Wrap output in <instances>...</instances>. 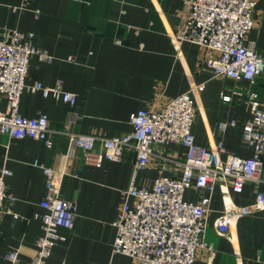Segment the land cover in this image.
<instances>
[{
	"label": "crops",
	"instance_id": "obj_1",
	"mask_svg": "<svg viewBox=\"0 0 264 264\" xmlns=\"http://www.w3.org/2000/svg\"><path fill=\"white\" fill-rule=\"evenodd\" d=\"M185 0H0V31L15 29L33 33L34 45L53 57L31 59L27 83L74 93L75 105L46 97L42 91H25L20 113L27 118L49 117L53 145L31 138L16 139L0 133V171L6 167L8 192L16 197L12 213L0 220V264H10V249L20 251L29 263L43 235L39 217L46 197L41 166L61 173V196L77 206L75 229L61 227L67 241L55 247L47 264H139L113 253L116 222L125 191L152 189L168 176L181 179L187 149L181 144L156 145L147 169L134 171L135 156L120 162L104 161L98 167L86 163L82 149L73 146L70 134L119 137L132 132L131 116L140 110H159L192 87L197 118L193 134L198 146L225 148L228 155L252 156L243 129L252 118L244 83L212 78L203 68L201 46L174 37L183 29L188 13ZM256 26L248 40L264 54V0L255 9ZM254 90L264 103V75ZM7 98L0 97V111ZM235 122L236 125L232 126ZM226 123L224 131L218 125ZM62 132H67L63 134ZM60 133V134H59ZM168 158V161H164ZM260 178L264 181V171ZM261 184L248 183L241 193L229 181L215 186L205 240L213 251H200L196 264H264V209H252ZM184 200L198 203L200 196L187 189ZM133 204L134 198L129 199ZM226 203L238 215L226 220Z\"/></svg>",
	"mask_w": 264,
	"mask_h": 264
},
{
	"label": "built area",
	"instance_id": "obj_2",
	"mask_svg": "<svg viewBox=\"0 0 264 264\" xmlns=\"http://www.w3.org/2000/svg\"><path fill=\"white\" fill-rule=\"evenodd\" d=\"M25 4L21 8L27 6ZM188 7L183 29L174 39L181 43H195L205 51L203 68L212 78L232 79L244 83L252 118L243 129V139L253 153L249 158L228 155L222 143L214 148L196 144L193 125L197 116L195 95L204 84L192 87L183 95L169 101L159 110H140L131 116L132 132L119 137H99L92 134H70L73 146L82 149L86 163L100 167L104 161L120 162L124 155L135 156L134 171L147 169L150 158L156 155V145L181 144L187 154L181 179L164 176L152 187L137 188L132 183L125 191V201L116 222L118 229L113 244L114 254L127 255L139 264H196L200 251H213L205 240L208 215L215 186L229 181L235 192L241 193L248 183L261 184L264 171V103L254 90L259 76L264 75V54L248 40L256 26L255 9L259 0H185ZM35 35L15 29L0 31V97L7 98L6 111H0V133L10 138H31L53 145L49 117L40 114L27 118L20 113V101L25 91H42L75 105L74 93L47 87L42 82L27 83L31 59L41 62L53 60L46 51L34 45ZM236 123L233 122L232 126ZM228 125H218L224 131ZM66 134L67 132H62ZM60 134V133H59ZM168 158H164V161ZM45 175L46 197L41 201L44 213L43 235L36 243V251L27 264H47L55 247L63 245L67 237L59 233L61 227L75 229L79 212L75 203L61 196L62 174L41 166ZM11 171H0V220L12 213L16 197L8 192L6 178ZM187 189L199 194L198 203L184 200ZM134 198L133 204L129 199ZM252 209H264V191ZM238 215L236 208L225 205L224 216L231 220ZM10 264H22L19 249L6 255Z\"/></svg>",
	"mask_w": 264,
	"mask_h": 264
}]
</instances>
